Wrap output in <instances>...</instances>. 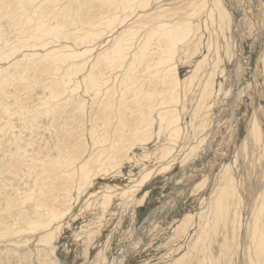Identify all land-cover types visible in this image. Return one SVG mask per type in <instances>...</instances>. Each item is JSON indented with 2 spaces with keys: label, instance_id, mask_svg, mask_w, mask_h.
I'll return each mask as SVG.
<instances>
[{
  "label": "rangeland",
  "instance_id": "1",
  "mask_svg": "<svg viewBox=\"0 0 264 264\" xmlns=\"http://www.w3.org/2000/svg\"><path fill=\"white\" fill-rule=\"evenodd\" d=\"M93 1L101 6L87 15L88 28L81 31L72 24L62 38L61 25L55 31L44 24L39 43L43 45L44 39L46 46L39 47L41 54L32 55L36 52L32 48L21 54L25 57L22 61L36 56V64L50 66L48 88L37 74L20 76L21 69L10 74L6 63L11 56L0 59V229L12 231L0 236V264H173L184 253V260L176 264H264V0H204V12L199 18L191 17L197 24L192 40L196 53L191 60L182 58L185 45L180 44L168 61L176 65L177 89L187 94L179 108L175 107L180 111L181 104L187 106L180 111L183 136L173 139L165 125L156 136L159 120L153 111L152 137L147 142L129 139L126 155L131 159L120 156L117 162L121 166L114 171L106 165L105 172H98L92 185L75 198L74 188L67 193L55 190L53 183L43 181L45 172V177L41 174L43 165L54 162L60 150L75 152L79 145L81 150L91 149L92 125L96 126L92 134L96 140L108 133L103 121L92 119V110L85 107L102 116L105 107L96 101L109 92L111 101L120 104L122 116L147 115L151 108L146 102L159 98L153 85L158 86L156 91L162 86L157 78L150 82L146 77L147 65L158 60L157 47L161 45L154 36L147 38L144 25L134 33L127 31L129 36L114 44L106 62L97 66L98 76L87 77L90 65L84 57L97 54L96 46L112 43L126 22L137 15L156 14L159 20L172 24L175 16L184 19L180 7L186 5L185 0L180 5L179 0H150L147 7L139 8L144 0ZM161 4L165 11L158 9ZM56 6H62L68 15L64 2ZM164 13L169 16L163 17ZM11 14L0 11V25ZM118 19H122L120 23H116ZM3 30L8 38L17 34ZM31 32L21 38L24 44L33 39ZM70 34L79 42L73 43ZM142 42L152 44L141 52L148 57L139 60ZM53 46V51L62 49L57 54L44 51ZM10 54L7 51L5 56ZM203 56L205 62L194 74L193 66ZM132 58L130 76L121 82ZM50 82L62 91L54 103L59 108L57 115L45 116L43 100L49 98ZM73 86L77 90H72ZM122 102L125 107L121 109ZM52 116L59 118L65 138L57 137ZM167 146L173 148L165 159L171 161L168 168L139 183L145 165L165 161L159 157ZM66 156L59 157L57 168L63 166ZM228 186L231 194L221 216L214 220L216 201ZM106 189L113 197L103 207ZM47 190H52V207L60 213L71 210L60 219L61 224L68 220L69 224L45 249L35 241L37 233L25 228L27 221L38 215L48 219L46 211H32L28 198L42 196ZM22 210L25 215L20 214Z\"/></svg>",
  "mask_w": 264,
  "mask_h": 264
},
{
  "label": "bare ground",
  "instance_id": "2",
  "mask_svg": "<svg viewBox=\"0 0 264 264\" xmlns=\"http://www.w3.org/2000/svg\"><path fill=\"white\" fill-rule=\"evenodd\" d=\"M155 1L158 2L160 0ZM183 1L184 0H179L177 5H180ZM185 1L186 5L180 7V9H182L184 19L181 20V18L175 16L176 18L174 19V22L170 24V22H168L167 20H159L157 17L158 15L156 14V16H153L152 13L145 15L144 13L139 14L130 22H126L124 28H122L121 31H119L113 37L112 43L104 47L100 46L97 48L96 46L94 49H97V54H93V52H91L89 55H86V57H84V61L86 62V64L90 65V70L87 74V77L90 78L92 76H98L99 74L96 70L97 66L106 62L107 57L111 55V52H113L112 48H114V44H116L119 40H124L125 37H128L129 31L134 33L135 30L139 28V26L144 25L147 38L151 40L154 36L157 42L161 45L157 47V49L160 50L159 55L156 57L158 60L155 63L152 62L147 65L145 71L147 72L146 77L149 78L150 82L152 78H155V80L157 78L162 86L160 85L161 89H158L156 91L158 86L153 85V90L159 94V98H150L149 101L146 102L147 107L151 108V111H149L147 115L139 114L134 118L132 116H122L121 112L119 113L120 104H116L111 101V94H109V92H106L101 100L98 99L96 101L97 104L102 102L103 106L105 107L103 113H101L102 116L98 117L99 115H95L96 111L91 109V107H85L87 111L92 110L91 114L88 113L92 117V119H100L103 121L104 125H106V128L108 129V133L102 134V136H99L100 138L96 140L92 136V134L94 135L96 126L92 125L89 131V135H91V139H93V147L91 149L87 150L86 148H83L81 150L82 146L79 145L76 151H80V153L77 154L76 151L73 152L72 150L70 151L69 149L64 148L58 152L57 158L54 159V162L48 161L43 165V173L41 175L45 177L44 172L46 174V177L43 181L45 183H53V186H51L53 189H57L58 191L67 193L70 188H74V191H76L75 198H79L82 192L86 190L88 186L92 185L94 179L93 177L96 176V174H99L98 172H105L104 168L106 165H110L111 170L114 171V169H116V167L118 169V165L121 164L117 162V160L120 159V156H125L127 160L131 159L129 155H126V152L130 147L128 145V141H130L129 139L132 140L138 138L139 141L147 142V140L152 137L153 133L151 129L153 128V122L156 117L159 120V128H157L158 131L155 133V135H158L161 129L164 127L163 125H165V128L169 129L170 136L173 139L175 138L176 140V138L183 136L181 135L182 132L180 131L181 128L179 125V121L180 119H182L180 116L182 112L181 109L184 110V108L186 107L187 110V106L181 104V112L178 111L175 107L182 103V97L183 99H186L187 94L181 93L177 89L179 80L176 75V65L174 63L170 65L168 61L170 60L169 58L171 53L173 51L175 52V50H177L178 48V45L180 44L185 45V47L182 49V58L190 60L192 59L193 55L196 53V48L192 44V40L195 37L197 24H193L191 17L196 18L198 16L199 18V15L204 12L205 8L204 0ZM59 2H62V4L64 2L65 6L68 7L69 13L67 16L65 15L62 6L60 8L56 6V3ZM149 2L150 0H144L142 5H139L138 7H147L149 5ZM100 6L101 5H96L93 0H0V11H5L6 13L12 11V16H8L7 22L4 25H0V59L3 60L11 56V60L6 63V67L10 69V74L15 75V72L17 73L16 70L19 69L22 70L19 73L21 74L20 76H22V73L25 75L37 74L40 76L39 78L42 79L43 86L45 88H48L47 79L49 78L48 75L51 71L50 66L48 64H36L33 61L38 60L36 56L29 61H22L25 57L21 54L24 51H29L25 48H32L33 51H36L32 55L41 54L43 50L39 49V47L46 46L44 39L42 40V42L44 43L43 45L39 43L40 35L43 31L42 27L44 24H47V28L51 27L52 29H55V31L57 30L56 27L58 25H61L63 31L60 35L62 38H64L67 33H69L68 26L72 27V24L80 26L79 30L81 31L86 27L88 28L89 24L87 21L89 20L87 15H91L92 12L99 10ZM158 9L165 11L167 8L163 4H161L158 6ZM165 15L169 16L165 13L162 16L164 17ZM222 15L224 19L227 18L224 13ZM209 16L211 17V10H209ZM64 18H67V21H65ZM120 20L122 19H118L116 23H120ZM111 26L115 27L116 25L112 24ZM6 28L17 32V34L13 37L8 38L7 33L3 30ZM111 30L112 29L107 32H111ZM29 32L33 33L34 36L33 39L31 38L29 45H27L23 43L21 38L25 36V34L27 35ZM43 33L47 39L50 38L47 31ZM70 35V40L73 43L79 42L77 41L78 38H76L75 35ZM88 37L92 39L94 38V34H88ZM151 44L152 43L144 45V43L142 42L139 45V51L137 52V57L139 58V60H143L144 56L148 57V54H142L141 52L146 46H150ZM22 49L24 50L21 51ZM48 49H45L44 51L47 50V53L57 54V52H59V50H61L62 48H56V50L53 51L55 49V46H53L52 48ZM7 51H11L12 54L5 56V53ZM154 51L155 49L152 48V52ZM76 57H80V54H77ZM134 61V58L128 61V67L124 69L121 82L123 80H126V78L130 76L128 68L131 69ZM204 62V56L202 57V59L196 61L195 65L193 66L194 74L199 68H201ZM79 63L80 62L75 63L74 65L79 66ZM160 65L161 67H158ZM262 65L264 72V56L262 58ZM194 74L192 76H194ZM192 76H190L189 80L186 81L187 87L190 86ZM50 83L52 84V87L51 89H49V98H45V100H43L44 105L46 106H44L45 108L43 113L45 116H50L51 114L57 115L56 111L59 108H57V105H55L54 103L57 97L61 95L60 91H62V89L58 88L57 83ZM0 87H3L2 83H0ZM71 89L77 90V86H73L71 87ZM188 89L190 90V88ZM189 93H191V91ZM124 101H126V99H124ZM78 107V103L75 104V109ZM124 107L125 105L122 102L121 109ZM177 108H179V106H177ZM153 111L156 113V117L154 115L155 119L152 115ZM50 120L52 122H55L56 126L58 127L57 137L59 139L65 138L66 135L64 134L63 129L60 127V125L62 124L59 125V118H57L56 120L55 116H52ZM172 149L173 148L170 146L162 147L159 158H161V160H167V158L171 155ZM60 156H66V158L64 160L63 166L57 168L56 166L60 164ZM155 158L156 157H153V159ZM77 159L78 161H76ZM166 160L164 162H161L159 165H153L152 162H150L148 165H145L143 171H141L138 175L139 183H143L157 172L163 171L168 168L171 161ZM50 175L51 177H49ZM66 180L69 181L65 183ZM107 191L108 190L106 189V192ZM51 192L52 190L44 192L43 195L39 197H28L31 202L32 211H46V216H48V219L43 220L42 215H38L36 217V220L27 221L28 227L25 228L34 235L37 233L35 241L39 243V245L40 243L44 244L42 245L44 246V248L46 246L50 247L52 241L58 238L63 227L69 224V220L65 224H61L60 219L63 218L65 214H69V211L71 210V208H69L68 212L60 213L58 210L52 207L49 204V200L52 197ZM106 192L102 195L101 205L103 207L108 205L111 202V198L113 197V194H109L111 193L110 191L109 193ZM230 194L231 187L228 186L221 193L220 198L216 201V204L214 206V220H217V218L221 216L222 208L223 206H225V201ZM25 213L26 211L22 210L20 214L25 215ZM21 229H19L18 231H21ZM39 231L41 233H39ZM11 232L12 231L8 228L0 229V236L10 234ZM27 240L28 239H24L23 242ZM48 249L49 251H51L50 248ZM37 251L39 252L40 250ZM186 255L187 254L184 253L181 257L175 260L173 264L183 261Z\"/></svg>",
  "mask_w": 264,
  "mask_h": 264
}]
</instances>
